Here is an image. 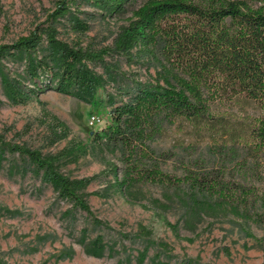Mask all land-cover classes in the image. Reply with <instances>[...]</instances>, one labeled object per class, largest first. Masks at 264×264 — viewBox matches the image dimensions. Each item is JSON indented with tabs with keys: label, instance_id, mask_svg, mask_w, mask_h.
Wrapping results in <instances>:
<instances>
[{
	"label": "trees",
	"instance_id": "1",
	"mask_svg": "<svg viewBox=\"0 0 264 264\" xmlns=\"http://www.w3.org/2000/svg\"><path fill=\"white\" fill-rule=\"evenodd\" d=\"M89 1L115 16L125 13L135 0ZM76 3L55 0L45 22L11 43L0 44V80L7 97L24 102L51 89L75 96L89 94L106 82L92 63L103 62L113 53L132 59L135 50L155 60L159 70L152 82L136 81V89L107 111L106 125L92 132L97 143L121 154L122 169L117 164L110 167L116 179L109 186H118L134 201L146 198L145 184L172 187L174 193L168 198L181 204L185 225L192 230L204 216L219 210L264 223L259 211L264 206V114L230 118L215 114L211 105L212 95L227 89L245 93L264 111V0H146L113 44L98 49L70 44L58 35L55 23L70 14L78 27L86 28L72 10ZM3 60H24L28 83L12 77ZM92 103L99 116L102 99L94 98ZM178 119L211 134L215 156L211 163L195 159L194 167H187L181 176L162 169L172 151L151 146ZM54 126V141L66 137L68 128L62 121L56 119ZM84 150L85 146L75 144L57 154H44L0 134V160L6 154L26 159L30 170L71 204L65 214L79 209L94 225L108 226L88 201L90 194H107L106 189L87 191L96 176L71 177L61 170L62 162L77 160ZM19 168L14 165L13 171ZM86 231L82 229V242L88 253L99 256L107 248L114 251L102 235L87 240Z\"/></svg>",
	"mask_w": 264,
	"mask_h": 264
},
{
	"label": "rangeland",
	"instance_id": "2",
	"mask_svg": "<svg viewBox=\"0 0 264 264\" xmlns=\"http://www.w3.org/2000/svg\"><path fill=\"white\" fill-rule=\"evenodd\" d=\"M146 0H135L123 14L108 16L89 0H77L72 10L86 28L74 23L72 14L56 23L58 35L70 44L101 48L111 46L133 12ZM55 0H0V44L11 43L43 23L53 10ZM132 59L109 54L103 62L91 67L106 82L93 94L75 96L54 89L40 93L24 102H13L4 92L0 80V134L8 140L40 149L44 154H57L75 144L85 146L77 160L66 159L61 170L71 177L95 175L87 191L94 214L106 225H94L85 212L72 209L50 184L27 166L17 154H6L0 160V264H264V223L246 221L227 210L211 212L196 229L185 225L184 210L170 186L144 185L146 198L134 201L118 186L111 187L116 176L110 167L122 169L118 150L97 143L92 132L107 123V111L120 104L136 89V81H154L159 64L136 54ZM2 65L12 77L24 76V60H3ZM102 99L99 121L92 99ZM114 99V103L109 102ZM212 111L230 118H256L264 114L259 104L245 93L235 94L221 89L211 97ZM59 119L68 128L66 137L54 141L52 129ZM54 126V127H53ZM211 134L199 132L185 119H178L166 134L151 146L157 151H172L173 156L162 165L172 175H183L194 167L195 159L214 161ZM19 171H13V166ZM121 173V172H120ZM120 176V175H119ZM264 214V206L259 207ZM86 239L102 235L114 251L107 248L101 255L86 251ZM73 249L71 255L63 253Z\"/></svg>",
	"mask_w": 264,
	"mask_h": 264
},
{
	"label": "built area",
	"instance_id": "3",
	"mask_svg": "<svg viewBox=\"0 0 264 264\" xmlns=\"http://www.w3.org/2000/svg\"><path fill=\"white\" fill-rule=\"evenodd\" d=\"M99 116L98 115H93L92 118H91V123L93 124L94 122H97L99 121Z\"/></svg>",
	"mask_w": 264,
	"mask_h": 264
}]
</instances>
